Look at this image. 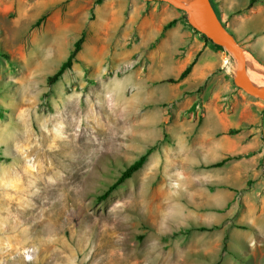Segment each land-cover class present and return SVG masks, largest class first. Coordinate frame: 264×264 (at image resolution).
<instances>
[{
	"label": "rangeland",
	"instance_id": "374dc122",
	"mask_svg": "<svg viewBox=\"0 0 264 264\" xmlns=\"http://www.w3.org/2000/svg\"><path fill=\"white\" fill-rule=\"evenodd\" d=\"M257 1L229 31L264 60ZM178 24L191 36L179 41ZM82 32L77 61L49 84ZM195 38L204 41L166 2L0 0V264H264V100L235 85L225 48L230 92L168 82ZM228 133L239 149L210 167ZM13 230L23 242L11 241Z\"/></svg>",
	"mask_w": 264,
	"mask_h": 264
},
{
	"label": "crops",
	"instance_id": "0c3cea01",
	"mask_svg": "<svg viewBox=\"0 0 264 264\" xmlns=\"http://www.w3.org/2000/svg\"><path fill=\"white\" fill-rule=\"evenodd\" d=\"M65 1H69V0H65ZM249 1H247L242 6V8H231L225 5H219V7L217 8V6H215L221 20L223 21V23L226 24V27L228 30H229V26L233 25V22H232L233 17H236L237 14L242 13L244 10L253 8L259 2L257 1L251 7H248ZM137 3L139 2L137 1ZM262 10H264V8H262ZM116 12L117 11H113L112 15H114ZM227 20H228L229 25L227 23ZM176 26L181 29L179 41H181V39H185L188 36H191L192 34L191 31L187 28L186 29L183 28V25L178 24ZM239 43L243 45L244 47H246V49L250 51V53L255 55L257 60L264 65V60L261 59L259 56H257V54L253 52V50L250 48L248 44L242 43L240 41ZM260 46L264 50V44L260 43ZM191 48L192 50L194 49V51H192L191 56L187 58L188 63L191 62L192 56L194 55L195 56L193 58L194 59L196 58V62L193 65L191 72L183 80L180 81L178 90L179 91H186V90L192 91L194 89H197L200 85L207 82V85L211 86L213 90L219 92L218 94H223L224 92H230L231 91L230 81L227 80L226 73L224 71L219 70V68L222 67L221 53L215 50L214 48H212L209 44H206L205 41L200 40L198 38H195L192 41ZM196 54H198V57H196ZM180 70H184V68L183 69L180 68ZM194 80H196V83L191 84V86L189 87L188 84L190 82H193ZM240 120L241 118L238 119L237 123L241 122ZM221 123L222 125L219 127H223L224 125L227 124L226 125V127H228L227 130L231 128L230 126L232 124H234V123H229L226 121H221ZM216 130L217 129H213V132H215ZM221 137L222 138L220 139L224 140L227 143V145H229V149L226 151V153L224 154V157L221 159L223 160L226 157H230L235 150H238L239 145L235 144L236 138L232 134H229V133L222 134ZM221 160H217L216 162L221 161ZM229 161H231L230 158L229 160H227V162ZM229 181H231V179H227V182Z\"/></svg>",
	"mask_w": 264,
	"mask_h": 264
},
{
	"label": "water",
	"instance_id": "95a60500",
	"mask_svg": "<svg viewBox=\"0 0 264 264\" xmlns=\"http://www.w3.org/2000/svg\"><path fill=\"white\" fill-rule=\"evenodd\" d=\"M146 1L166 2L184 11L191 26L205 34L214 43L221 45L234 56L237 63L234 74L235 85L247 94L264 100V85L255 84L247 77L246 51L248 50L225 27L221 18L218 17L211 0H206L203 5H194L186 0Z\"/></svg>",
	"mask_w": 264,
	"mask_h": 264
},
{
	"label": "trees",
	"instance_id": "16d2710c",
	"mask_svg": "<svg viewBox=\"0 0 264 264\" xmlns=\"http://www.w3.org/2000/svg\"><path fill=\"white\" fill-rule=\"evenodd\" d=\"M257 0H250L249 1V4H248V7H251ZM211 3L212 5L214 6L215 8V5L213 4L212 0H211ZM215 11L218 15V17L220 18L216 8H215ZM177 22V19H172L171 21H169L168 23H166L163 27V31L161 33V36L164 35V32L167 28L173 26L174 24H176ZM225 27H226V24L224 23ZM227 28V27H226ZM198 33L203 37L205 43L209 44L212 48L216 49V50H224V48L219 45V44H216L214 43L211 39H209L205 34L201 33L198 31ZM85 41V32H82L80 37L75 41L74 43V46H73V49L71 50L70 54L68 55V57L66 58V60L60 65V67L58 68V70L53 73L52 75H50L48 77V83L49 84H53L55 83L56 81L59 80V78L62 76V74L69 68L72 67L73 63L75 61H77V54L78 52L82 49V45ZM196 60L193 59L191 60V62L187 65V67L181 72V74L179 75L178 78H173V77H170L167 79L168 82L170 83H177L181 80H183L192 70V67L193 65L195 64ZM236 130L234 129H230L229 132L232 133ZM156 148V145H152L150 146L142 155H140L133 163H131L130 166H128L121 174V176L117 179L116 182H114L108 189L107 191L104 192V194H102L100 196V199H105L107 198L111 192L115 189H117L120 184L122 182H124L126 179L130 178L133 173L135 171H137L138 169H140L144 163L147 161L149 155L152 153V151ZM230 157H226L224 158L223 160L221 161H218L212 165H210V167H217V166H221L223 165L224 163L227 162V160H229ZM4 157H2L0 155V161L3 160ZM194 229H200V230H206L207 228L206 227H200V228H196V227H189L187 229H185L183 232H185L186 234L190 233L192 230ZM178 233H173V236L177 235Z\"/></svg>",
	"mask_w": 264,
	"mask_h": 264
},
{
	"label": "bare ground",
	"instance_id": "6f19581e",
	"mask_svg": "<svg viewBox=\"0 0 264 264\" xmlns=\"http://www.w3.org/2000/svg\"><path fill=\"white\" fill-rule=\"evenodd\" d=\"M187 2L191 3V4H194V5H203L205 3L206 0H186ZM246 63H247V77L248 79L255 83V84H262L264 85V65L261 64L256 58H254L248 51H246ZM55 204V203H54ZM39 223V222H38ZM40 225V224H39ZM53 225H55V223H53ZM18 231V230H17ZM17 231L13 230V236L10 237L11 241H13L14 243H17V242H23V236L22 234H18L16 233ZM22 231V230H21ZM24 233V231H22ZM21 232V233H22ZM20 233V232H19ZM35 233V232H34ZM41 233V232H40ZM39 233V234H40ZM28 235V234H26ZM25 235V237H26ZM35 236V235H34ZM40 236V235H39ZM37 236V238L39 237ZM24 237V239H25ZM32 238V237H31ZM88 238V237H87ZM35 239V238H34ZM45 239V238H44ZM43 239V240H44ZM52 239L51 241L54 242L56 241L57 242V239H58V242H60L62 244V241L59 240V238H50ZM25 240H28V239H25ZM33 240V239H32ZM29 241V240H28ZM50 241V242H51ZM86 241V244H87V239L85 240ZM30 242V241H29ZM57 242V243H58ZM37 243V242H36ZM64 244V243H63ZM1 245V244H0ZM4 245V244H3ZM85 245V244H84ZM88 245V244H87ZM82 247L81 248H85L87 246H83L81 245ZM14 245L11 246V250H13L14 248ZM5 248L3 246H0V251L4 250ZM150 251V250H149ZM148 251V252H149ZM3 255V254H2ZM147 255V253H146ZM1 257V256H0ZM115 255H114V259H115ZM31 258V257H30ZM112 258V257H111Z\"/></svg>",
	"mask_w": 264,
	"mask_h": 264
}]
</instances>
